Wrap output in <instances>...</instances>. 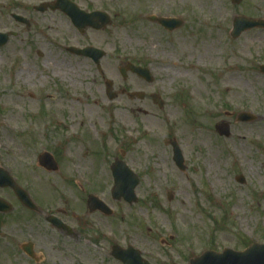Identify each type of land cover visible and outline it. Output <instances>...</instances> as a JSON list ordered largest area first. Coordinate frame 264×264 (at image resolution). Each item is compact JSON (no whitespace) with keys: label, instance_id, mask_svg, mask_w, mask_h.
<instances>
[{"label":"rangeland","instance_id":"rangeland-1","mask_svg":"<svg viewBox=\"0 0 264 264\" xmlns=\"http://www.w3.org/2000/svg\"><path fill=\"white\" fill-rule=\"evenodd\" d=\"M48 1L0 0V33L17 34L0 48V168L41 210L28 211L11 190L0 189V198L14 207L0 214V264H122L111 256L114 244L170 264L177 262V242L160 248L158 239L189 236L194 225L205 234L211 219L235 224L233 234L256 231L264 240V30L237 40L230 35L237 16L264 20V0H73L114 19L105 31L86 35L59 14L34 11ZM13 15L31 26L16 23ZM150 16L184 25L169 33ZM218 33L222 50L207 58L201 44ZM85 46L106 52L101 72L90 59L67 52ZM127 63L148 67L153 83L132 75L123 80L119 68ZM226 74L235 81L224 86ZM106 81L114 84V101L106 96ZM229 90L242 98L232 102ZM138 92L146 98L128 95ZM152 95L164 101L163 109ZM242 112L255 121L239 122ZM222 122L231 128L229 139L215 130ZM200 131L210 135V147ZM171 139L183 153L184 173L172 160L166 144ZM210 150L216 151L215 166L208 172ZM44 152L57 159L58 172L38 164ZM115 158L139 176L137 204L112 199ZM239 176L245 184L236 181ZM80 186L89 190L86 195ZM90 194L114 216L87 214ZM49 214L74 235L54 229L45 220ZM27 243H33L37 261L22 251Z\"/></svg>","mask_w":264,"mask_h":264},{"label":"water","instance_id":"water-1","mask_svg":"<svg viewBox=\"0 0 264 264\" xmlns=\"http://www.w3.org/2000/svg\"><path fill=\"white\" fill-rule=\"evenodd\" d=\"M242 0H232L234 4H240ZM61 10L65 14H67L75 24V26L82 31L87 27H91L96 30L105 29L109 24V18L103 13H94V14H85L84 12L80 11L75 7V5L71 4L67 0H58V4L56 7H52V10ZM38 11L45 12L47 10V5H43L37 9ZM20 22H25L21 18H17ZM151 21L158 22L162 27L166 30L173 32L180 28L183 25V22L177 19H157V18H150ZM253 29H264V20H255L249 19L246 17H236L233 21V30L231 36L233 39H238L243 33L247 31H251ZM9 40V35L0 34V46H4ZM70 52L84 56L90 57L94 60V62L99 66L100 60L105 56V53L100 50H96L94 48H86L84 50H76L74 48L70 49ZM131 71L132 73L137 74L140 78L145 79L147 82L151 83L153 78L148 69H143L141 67H135L132 64H128L124 68L120 69V72L124 78L127 77V72ZM261 72L264 74V66L261 67ZM107 92L110 100H114L117 95L112 92V84H107ZM140 99L144 98L143 94H137ZM154 102L157 103L160 108H163L164 104L162 101L159 100L156 96H154ZM239 122H253L255 121V117L242 113L239 115L238 118ZM217 132L221 136H225L229 138L231 136L230 127L226 123H221L216 126ZM173 147L174 151V162L176 163L177 167L181 171H186V166L184 163V158L182 152L177 144L176 140H171L169 143ZM40 164L42 167L47 169L48 171H57L58 166L56 161L53 157L45 153L40 157ZM113 176L115 178V187L113 190V197L117 200L124 198L127 202L133 203L137 201L135 196V188L139 183L138 178L127 168L125 163L116 160V163L112 166ZM237 181L239 183L244 184L245 179L243 177H238ZM0 187L1 188H11L16 196L19 198L21 203L28 209L37 211L36 205L32 202L29 194L24 191L15 180L10 176V174L0 168ZM168 198L171 201L173 199V195L171 193L168 194ZM90 203L95 205L98 203L99 206L97 208L105 209L103 206L104 204L101 203L98 199L90 198ZM12 210L11 205L6 203L5 201L0 199V212L8 213ZM48 221L53 224V226L57 227L58 229L62 230H69L65 225L62 224L58 219L50 217ZM23 251L29 255L30 257H34L33 251V244L29 243L24 245ZM259 254L258 257H264V247L253 245L250 247L242 256H245L247 259L251 258L255 254ZM114 257L123 264H143L142 259L140 258V253L133 249H129L127 251H123L120 248L114 249ZM147 264V263H144Z\"/></svg>","mask_w":264,"mask_h":264},{"label":"flooded vegetation","instance_id":"flooded-vegetation-1","mask_svg":"<svg viewBox=\"0 0 264 264\" xmlns=\"http://www.w3.org/2000/svg\"><path fill=\"white\" fill-rule=\"evenodd\" d=\"M43 4H47V6H48V10L46 12H38V10H37L38 6L34 7V11L38 12L40 14H46V13L59 14L60 17H64L65 19H68L69 23L72 25V27L75 29V31H77L80 34L79 30H77L75 28V25L69 16H67L65 13H63L60 10H52V7L57 6L58 0H50V1L45 2ZM43 4H41V5H43ZM83 11H85L87 13L95 12L94 10H88V9H85ZM100 12H104V11H100ZM105 13H107V12H105ZM17 16L23 18L25 20V22H18L17 21L16 23L25 25L26 27L31 26V23L26 18H24L20 15H17ZM111 20H112L111 21L112 22L111 26H112L114 19H112V17H111ZM89 32H100V31H96L92 28H85V30L83 31V34H81V35H86ZM16 36H17V34H16ZM85 47H78V48H85ZM136 65L146 67V66L140 65V64H136ZM132 76L136 77L140 81L145 82L144 80L140 79L136 75H132ZM123 91H125V90H123ZM145 98L146 97L144 95V99ZM152 102H153V97H152ZM115 159H117V158H115ZM79 188H80V191L83 192V194H85V195H86V192L89 191V190L86 191L87 189L85 187H82V186H80ZM112 191H113V189H112ZM112 191H111V195H112ZM92 196H95V195L90 194V195L86 196L87 214L88 213L89 214L98 213V214H100L104 217H107V218L114 216V210L109 205H107L104 201L103 202L105 203V205H103V206L105 207V209L101 210V208H97V206H99L98 203H95V205H92V203H90V200H91L90 198H93ZM96 197H98V196H96ZM112 199L115 202H119L113 198V195H112ZM101 201H102V199H101ZM127 205L131 206L133 204H127ZM60 212H63V211L59 210L57 213H60ZM87 214L83 217H86ZM49 215L60 219L59 217H57V215H54V214H49ZM61 221L63 222V220H61ZM211 221L212 222L209 224L208 232L205 234H198V231L200 228L197 227L196 225H194L191 229L192 234L189 236H181V237L179 236V239H175L177 237V234H172V235H169L168 238H159L158 239L157 244L160 248L171 247L174 243L177 242V262H171L170 264H264V257H258L257 258L256 256H254V257L247 259L245 256H242V254L251 245H253V244L264 245V240L261 239L260 234L258 232L253 231L249 234H245V232H240L241 233L240 234L236 230L237 233L233 234L231 231H232L233 227H235V224L230 225L228 223H224L223 220L221 223L214 220V219H211ZM64 224H66V223H64ZM149 231H150V227L147 228V232H149ZM116 247H120L121 250H129V249L134 250L135 249L134 246L129 245V244L126 246L114 244L111 247V256L112 257L114 255L113 253H114V249ZM136 249H139V248H136ZM141 259H142L143 264L144 263L158 264L157 262H153V261H152L153 263L150 262L152 260V258L149 257V255L145 256L144 252H142V251H141ZM161 264H164V263H161Z\"/></svg>","mask_w":264,"mask_h":264},{"label":"bare ground","instance_id":"bare-ground-1","mask_svg":"<svg viewBox=\"0 0 264 264\" xmlns=\"http://www.w3.org/2000/svg\"><path fill=\"white\" fill-rule=\"evenodd\" d=\"M195 3H197L198 1L200 0H193ZM201 46L204 48V51H205V54H206V57L207 58H211L210 55H214L217 51H220L222 50V47H223V36L221 33H218L216 35V39L215 41H213L212 43H208V42H202ZM182 48H183V45H182ZM234 75H230V74H226L223 76V79H222V85L224 86H227L228 84L234 82ZM242 98V94L241 93H238V92H235V91H231L229 90V99L232 101V102H238L240 99ZM199 138L200 140H202V142L209 146L210 147V135L205 133L204 131H200L199 132ZM216 151L214 150H210V154H209V158H208V172H210L214 166H215V153ZM79 161V160H78ZM164 161L163 159V156L162 154L159 155V158H158V162L160 164H162ZM80 162V161H79Z\"/></svg>","mask_w":264,"mask_h":264}]
</instances>
